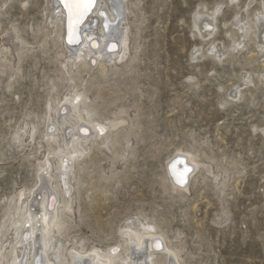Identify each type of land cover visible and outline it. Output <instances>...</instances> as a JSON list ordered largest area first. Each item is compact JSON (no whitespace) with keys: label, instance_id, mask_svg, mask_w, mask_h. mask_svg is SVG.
I'll return each instance as SVG.
<instances>
[{"label":"rangeland","instance_id":"1","mask_svg":"<svg viewBox=\"0 0 264 264\" xmlns=\"http://www.w3.org/2000/svg\"><path fill=\"white\" fill-rule=\"evenodd\" d=\"M131 1L128 58L107 78L82 76L95 120L118 117L127 124L73 170L75 213L64 240L106 250L124 245L127 225L156 226L181 264H264V58L254 43L243 55L233 50L240 40L236 23H256L264 0L248 10L251 0L240 6L232 0ZM47 3L0 0V241L13 234L9 219L18 195L39 181L49 150L43 121L52 102L67 94L60 49L53 35H43ZM219 6L216 34L204 40L196 18L206 20ZM15 31L27 47L15 41ZM30 122L38 128L34 141L19 140ZM180 151L196 153L205 165L183 196L172 190L168 172ZM161 255L160 264H177Z\"/></svg>","mask_w":264,"mask_h":264},{"label":"bare ground","instance_id":"2","mask_svg":"<svg viewBox=\"0 0 264 264\" xmlns=\"http://www.w3.org/2000/svg\"><path fill=\"white\" fill-rule=\"evenodd\" d=\"M253 1L247 4V10ZM131 3V0H97L93 10L79 26L82 42L69 44L68 14L59 0H48L45 9L47 31L43 32L44 29L39 28V32H43L45 38L53 35L55 47L60 49L58 57L63 59V63L61 62L63 78L60 81L66 85L67 94L62 99L52 102L50 115L43 121V125L49 128L45 139L49 149L48 155L53 159L46 155L45 161H39L37 185L28 191V195L24 191L18 195L21 201L9 219L12 229L10 233L13 234L8 233L10 240L4 237V240L0 241V264H160L161 254L166 256V259L173 257L177 264H181L177 250L172 249L170 244L169 247L165 234L158 231L156 226L138 228L127 225L122 235L125 237L124 245L106 250L97 247L87 248L82 240H76L75 245L70 240H64L75 213L73 199L69 196L75 189L71 183L73 170L78 165L86 164L85 159L94 148L100 144L109 145L112 140L118 139L122 135L119 132L120 127L127 124L126 120L118 117L113 121L95 120L96 109L93 100L89 98L88 88L82 87L84 85L82 76L86 74L92 80L107 78L110 76L109 73L118 69L119 62L128 58L131 23L127 12L131 8L129 7ZM232 3L240 6L242 2L232 0ZM222 9L219 6L215 11L206 12V20L198 21L200 17L196 18V29L204 40L214 38L217 29L216 16ZM101 13L107 14L109 23L107 29L104 27L105 16ZM257 20L253 23V20L244 18L236 23L238 28L236 34L240 40L234 41L233 50L238 51V54L243 55L248 43H254L264 58V13L257 17ZM15 32V41L23 48L27 47V41ZM93 41L98 42L95 48L92 47ZM47 44L46 41L44 46ZM212 48L215 53L221 52L216 44ZM198 53L199 51H196L195 56ZM94 70L96 72L92 73ZM78 79L82 81L81 84L76 83ZM243 81L252 84V76L244 75ZM53 91H58L57 86L54 85ZM238 95L242 97L240 90L235 92V96ZM27 125L30 129L21 128L19 140L28 136L30 141H34L38 131L37 125L34 122ZM114 144L117 142H113ZM173 158L168 166L169 180L172 183V190L183 196L189 186L181 187L175 182L171 165L180 161L176 163L177 171H183L185 166L191 168L187 176L188 183L205 165L194 152L180 151ZM215 178L218 177L215 175ZM162 239L165 240V245ZM157 242L162 244V248H157Z\"/></svg>","mask_w":264,"mask_h":264},{"label":"snow or ice","instance_id":"3","mask_svg":"<svg viewBox=\"0 0 264 264\" xmlns=\"http://www.w3.org/2000/svg\"><path fill=\"white\" fill-rule=\"evenodd\" d=\"M97 0H59V3L63 5V8L68 14V30H67V42L69 44H80V31L79 26L84 22L89 13L93 10ZM105 16V29L109 28V23L107 21V14L101 13ZM98 42L93 41L92 47H97ZM79 97H77V100ZM176 163H180L177 161ZM176 163L171 165L172 175L175 178V182L181 187L188 183L187 174L191 169L187 166L184 167L183 171H177ZM157 248H162V244L157 242Z\"/></svg>","mask_w":264,"mask_h":264}]
</instances>
